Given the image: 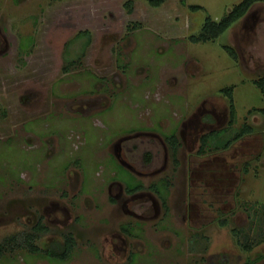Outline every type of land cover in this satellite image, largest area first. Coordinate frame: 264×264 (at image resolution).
I'll use <instances>...</instances> for the list:
<instances>
[{
    "label": "rangeland",
    "instance_id": "rangeland-1",
    "mask_svg": "<svg viewBox=\"0 0 264 264\" xmlns=\"http://www.w3.org/2000/svg\"><path fill=\"white\" fill-rule=\"evenodd\" d=\"M128 1L0 0V264H245L264 255V94L254 81L264 77V2L216 39L193 42L208 16L242 0H133L130 11ZM86 29L88 44L77 35ZM202 105L221 117L205 131L224 132L204 151V130L196 138L184 125ZM245 124L252 133L224 148ZM171 133L183 140L176 156ZM130 138L132 157L122 144ZM120 158L143 185L136 193ZM163 179L166 203L149 186ZM42 215L49 230L32 240L42 248L33 254L25 238ZM66 234L76 242L68 258L44 253Z\"/></svg>",
    "mask_w": 264,
    "mask_h": 264
},
{
    "label": "trees",
    "instance_id": "trees-1",
    "mask_svg": "<svg viewBox=\"0 0 264 264\" xmlns=\"http://www.w3.org/2000/svg\"><path fill=\"white\" fill-rule=\"evenodd\" d=\"M133 0H129L126 4L127 9L130 11L132 10V2ZM164 0H151L153 5H160ZM259 2H264V0H242L241 2L235 4L232 9L227 11L221 19L215 20L212 17L208 16L206 20L204 21L202 28L199 33L193 34L190 36V40L193 42H207L216 39L221 34L225 33L235 22L240 20L243 16L247 14V12L251 9L252 6ZM191 8L193 10L201 9L202 6L200 5H192ZM84 34H90L88 30H83L78 33V36H82ZM224 48L234 57L238 58V52L236 49L229 45L225 44ZM67 66L65 69L67 70ZM255 83L261 88L263 94H264V77L258 78L254 80ZM222 92L229 97V109H230V117H231V123L236 118V107L234 104V98H233V87H226L222 89ZM257 110V109H256ZM259 113H261L264 117V107L258 109ZM253 127L249 124H245L236 134L235 136L230 139L228 142L225 143L223 146L224 148H227L230 146V144L240 137L252 133ZM212 135L211 134H205L202 137V149L200 151H204V146L208 144V142L211 140ZM169 142L172 146L174 155L176 156L178 149H179V140L176 133H173L169 136ZM175 158V162L178 163L179 160ZM132 180V179H131ZM134 184L131 186H128L129 179L127 180V187L128 191L133 192L135 190H139L143 188L142 183L133 181ZM169 187V182L165 179L161 180V183L158 184H152L150 188L154 190L160 198L163 199L164 203H166V195L164 193V188H166L165 192L167 193V189ZM43 221V215L41 216V219L38 220V223L35 224L32 227V232H30L28 235H26V242L27 247L30 252L33 254L40 253L42 251V248H39L37 244H35L34 241H32L34 238L40 237L41 234L44 232H47L49 229L48 227L42 222ZM133 226H124V229L128 232H131ZM36 235V236H35ZM64 242H50L45 248L46 255L51 256L53 258H56L58 260H64L68 258L70 255V251L72 248H74L76 242L73 238L72 234H66L65 235ZM5 248V244L3 242H0V256L3 254ZM245 250L250 251L254 248V244H245L244 245ZM264 255H259L255 259H249L245 264H253L255 261L262 258ZM126 264V263H125Z\"/></svg>",
    "mask_w": 264,
    "mask_h": 264
},
{
    "label": "flooded vegetation",
    "instance_id": "flooded-vegetation-1",
    "mask_svg": "<svg viewBox=\"0 0 264 264\" xmlns=\"http://www.w3.org/2000/svg\"><path fill=\"white\" fill-rule=\"evenodd\" d=\"M165 1V0H164ZM163 1V2H164ZM149 2H150V4L152 5V6H154V7H158V6H160L161 4H163V2L160 4V5H153L152 4V2H151V0H149ZM252 8V7H251ZM250 11V10H249ZM248 11V12H249ZM247 12V13H248ZM244 17V16H243ZM138 26H140V25H137V27ZM86 30H88V29H86ZM81 31H83V30H81ZM89 31V30H88ZM79 33V32H78ZM89 35L88 34H84V35H82V36H78V37H83V36H85V37H87V43L86 44H88L90 41H91V39H92V34H91V32L89 31ZM78 35V34H77ZM207 112V113H206ZM229 115H230V109H229ZM217 118V119H216ZM220 118L221 117H219L217 114H215L214 113V111L213 110H207V108L204 106V105H202L201 107H199L197 110H196V112L194 113V114H192L184 123V125L185 126H188V127H192V128H195L196 129V132H195V135H194V137H196L197 138V136L200 134V130L202 129V130H204V132H202V134L200 135V141H201V148H202V137L205 135V134H211L212 135V137H214V136H218L219 134H222V133H224L223 132V130H220V131H222V132H220V131H214V130H212V131H205V128H206V125H209L210 123H212V121L215 119V121L217 122V123H219L220 122ZM223 118H225V114L223 115ZM264 118V117H263ZM231 122V121H230ZM139 131L140 132H143V133H146V134H148V133H152V132H149L150 130H146V127L145 126H140V128H139ZM171 134H173V133H171ZM171 134H169V135H171ZM177 134V136H178V140H179V147L180 146H182V143H183V140H182V137H181V135H179L178 133H176ZM249 134H251V133H249ZM247 135V134H246ZM165 138V142H166V144L168 143H170L169 141V136H165L164 137ZM133 138H130V139H125V140H123L122 141V144L126 147V151H127V155L128 156H133L132 154V152L135 150V148L133 147V143H132V140ZM154 139H156L155 137H154ZM152 142H155V140H153ZM116 145H118V144H116ZM153 150V149H152ZM154 151V150H153ZM116 156V155H115ZM175 157V156H174ZM125 159V158H124ZM119 159L118 160V162H120L121 164H122V167L120 166V168H122L123 170H124V168L123 167H125V164H127L128 166H126V168H128V169H126L124 172H126V178H127V180L128 179H132V181H136L134 178H133V176H132V174H131V172H132V165L133 164H131V162H130V159H129V161L127 160V159ZM174 161H175V158H174ZM151 162V161H150ZM153 162V161H152ZM176 163V162H175ZM130 164V165H129ZM178 164H179V162H178ZM145 167V166H144ZM121 169V170H122ZM125 177V176H124ZM116 179H119V177L118 178H116ZM121 180V179H120ZM122 181H124V180H122ZM125 182V181H124ZM136 182H138V181H136ZM152 184H150L149 186H151ZM126 186H127V182H126ZM127 191H128V187H127ZM136 191L137 190H135V191H133V192H130V191H128L130 194H132V193H136ZM44 217V216H43ZM124 226H127V225H124ZM134 229V228H133ZM121 231L122 232H124V233H126V235H129V236H133V235H135V237L136 236H140L139 235V232H138V229L137 228H135V234L133 233V230H131V232H128V231H126L125 229H124V227H122L121 228ZM54 241H55V239H53ZM64 242V241H63ZM129 257H130V260H132V261H134V259H135V261L136 260H138V254H136V253H134V252H131L130 254H129ZM125 264V263H124Z\"/></svg>",
    "mask_w": 264,
    "mask_h": 264
}]
</instances>
